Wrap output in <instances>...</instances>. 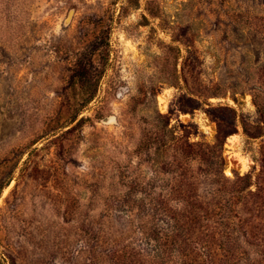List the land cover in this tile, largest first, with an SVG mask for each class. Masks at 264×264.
Masks as SVG:
<instances>
[{
    "label": "rangeland",
    "instance_id": "obj_1",
    "mask_svg": "<svg viewBox=\"0 0 264 264\" xmlns=\"http://www.w3.org/2000/svg\"><path fill=\"white\" fill-rule=\"evenodd\" d=\"M0 264H264V0H0Z\"/></svg>",
    "mask_w": 264,
    "mask_h": 264
},
{
    "label": "trees",
    "instance_id": "obj_2",
    "mask_svg": "<svg viewBox=\"0 0 264 264\" xmlns=\"http://www.w3.org/2000/svg\"><path fill=\"white\" fill-rule=\"evenodd\" d=\"M230 111L232 112L233 116H235V111H233L232 109H230Z\"/></svg>",
    "mask_w": 264,
    "mask_h": 264
}]
</instances>
